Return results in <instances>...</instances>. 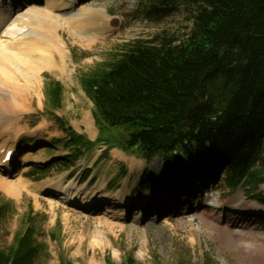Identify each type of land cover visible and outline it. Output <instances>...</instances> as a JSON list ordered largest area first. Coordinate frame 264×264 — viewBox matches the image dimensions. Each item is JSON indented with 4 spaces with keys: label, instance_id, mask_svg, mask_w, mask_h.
Listing matches in <instances>:
<instances>
[{
    "label": "rangeland",
    "instance_id": "obj_1",
    "mask_svg": "<svg viewBox=\"0 0 264 264\" xmlns=\"http://www.w3.org/2000/svg\"><path fill=\"white\" fill-rule=\"evenodd\" d=\"M20 1L27 5L32 2L25 8L28 9L42 7L46 0ZM158 1L77 0L69 8L59 10L61 6L56 5L49 8L60 15L82 11L84 7L99 9L106 21L88 14L72 27L60 30L65 59L61 62L56 54V66L42 71L37 89L27 86L25 81L15 86L14 75L6 76L8 71L4 73V65L0 63V156L16 149V162L22 153L35 160L28 169L19 167L11 176L15 182H30L31 190L23 189L20 196L13 197L0 189V206L5 205L0 216V249L9 246L15 234L22 232L32 219L49 253L38 264H61L62 256L72 264H106V258L120 264L130 254L144 264H264V213H252L256 209L264 210V201L255 197L247 185L234 190L224 187L220 170L214 173V178L205 177L203 182L194 175L179 189L172 177L176 163L167 165L163 158L156 157L142 177L147 193L144 209L141 211L143 204H134L139 199H129V204L123 207L127 212L124 219L91 213L94 206L87 211L83 207L74 208L36 189L42 183L55 188L71 179L59 180L70 168L60 162L69 150L58 141L66 134L43 113L45 81L53 78L63 84L64 102L58 115L65 119L66 126L84 130L91 123L94 136L97 135L91 101L81 87L79 76L124 43L151 39L162 33L177 37L187 33L190 20L183 7L167 9ZM14 99L19 102L18 107L12 106ZM117 129L104 130L102 138H114ZM112 138V142H121ZM47 139L50 143L37 148L39 140ZM156 175L161 181L157 188L153 185ZM182 191L188 199H184ZM257 191L264 193V184ZM136 213L142 216L132 218ZM49 231L56 233V239L50 238Z\"/></svg>",
    "mask_w": 264,
    "mask_h": 264
},
{
    "label": "trees",
    "instance_id": "obj_2",
    "mask_svg": "<svg viewBox=\"0 0 264 264\" xmlns=\"http://www.w3.org/2000/svg\"><path fill=\"white\" fill-rule=\"evenodd\" d=\"M158 2L167 9L182 6L189 31L124 43L79 76L99 135L117 127L109 137L119 144L101 136L109 146L138 153L147 163L155 157L176 163L172 177L179 189L194 175L203 182L220 170L224 187L247 185L264 201L257 191L264 184V0ZM44 92L43 113L66 134L58 141L80 157L92 141L58 115L62 82L47 78ZM4 210L3 204L0 216ZM41 236L30 219L0 249V264H38L49 256ZM61 264L72 263L62 256ZM106 264L114 263L106 258ZM120 264L144 263L130 254Z\"/></svg>",
    "mask_w": 264,
    "mask_h": 264
},
{
    "label": "bare ground",
    "instance_id": "obj_3",
    "mask_svg": "<svg viewBox=\"0 0 264 264\" xmlns=\"http://www.w3.org/2000/svg\"><path fill=\"white\" fill-rule=\"evenodd\" d=\"M76 2L77 0H46L41 5L42 7L30 6L25 9L33 3L29 2L30 4L27 5V2L24 3L20 0H0V63L4 65V73L8 71L6 76L10 77L11 75L12 77L14 75L15 86L25 81L27 86L32 85L37 89L39 87L38 78L42 71L46 67L52 69L56 66V54L60 55L61 62L64 61L66 54L64 43L60 38V30L67 28V26L72 27L81 17L88 14L94 15L96 19L101 17L105 23L106 19L99 9L84 7L82 11L65 14L66 16L48 10L55 5L61 6L59 10H62L72 7ZM87 40L89 41L90 38ZM18 105L19 102L14 99L12 106L18 107ZM86 121L89 120L86 118ZM91 127L93 129V125L90 123L88 128ZM48 141V139L39 140L37 148L44 143H50ZM12 150L15 151V149ZM10 151L0 156V189L10 196L18 197L23 189L31 190L32 184L26 180L15 182L11 176L19 167L28 169L35 160L26 153L20 155L18 162L15 161V155H12L11 160H8L7 154ZM9 166H11L10 171L7 169ZM76 181L78 185L79 180ZM77 185L73 180H68L58 184L55 188L42 183L37 185L36 189L42 194H52L47 195L52 200L63 201L70 206L83 207V211H87V208L92 207L97 201L98 203L96 202L97 205L94 206L95 209L91 213L101 212L104 215L119 219H124L127 216L124 208L129 204V199L124 191L118 190L108 194V192H102L103 185L91 188ZM109 195L112 196L109 197ZM113 196L114 198H112ZM184 197V199H188L187 195ZM145 199L141 197L134 204L141 205L145 203ZM105 204L107 206H104ZM203 205L207 204L204 202ZM238 209L239 206H236V210ZM242 211L245 212V210L240 209V212ZM252 213L260 214L264 213V210L256 209ZM140 216H142L141 213H136L132 218L139 219Z\"/></svg>",
    "mask_w": 264,
    "mask_h": 264
},
{
    "label": "crops",
    "instance_id": "obj_4",
    "mask_svg": "<svg viewBox=\"0 0 264 264\" xmlns=\"http://www.w3.org/2000/svg\"><path fill=\"white\" fill-rule=\"evenodd\" d=\"M90 104L93 106L91 102ZM93 129H77L92 141V146L78 160L66 166L70 168L61 174L59 180L65 181L66 178L77 175V178H82L81 182L95 181L108 192L122 190L127 197L137 198L141 194L140 178L147 167L145 160L138 154H129L108 146L101 137L97 140L98 133L94 136Z\"/></svg>",
    "mask_w": 264,
    "mask_h": 264
}]
</instances>
